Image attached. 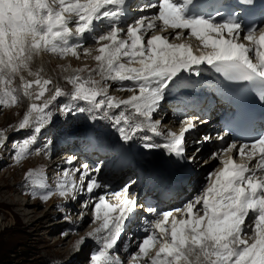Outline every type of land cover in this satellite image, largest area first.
I'll return each instance as SVG.
<instances>
[{
    "label": "snow or ice",
    "instance_id": "obj_1",
    "mask_svg": "<svg viewBox=\"0 0 264 264\" xmlns=\"http://www.w3.org/2000/svg\"><path fill=\"white\" fill-rule=\"evenodd\" d=\"M236 3L245 11L257 9L256 0ZM141 11L150 14L127 23L126 0H0V106H15L20 95L40 102L30 103L18 124L19 130H29L33 135L15 146L13 159L17 163L29 154L34 134L41 133L52 120L49 107L66 95L56 87L46 97L53 82L41 76L42 70H32L33 60L41 53L79 59L81 49L85 56H92L93 49L83 46L89 39L97 45V54L92 56L97 67L73 69L75 74L67 78L73 103L61 111L88 112L92 120L113 121L124 143L145 129L153 136H163V143H145L144 147L162 148L176 162L191 164L197 160L200 148L191 155L187 150V134L197 124L187 119L178 133L164 134L153 114L170 85L183 80L182 73L199 75L200 66L206 64L224 81L247 82L264 101V28L242 24L234 11L225 15L218 6H205L199 0H155L144 4ZM259 12L264 21V7ZM191 39L200 47L194 50ZM85 71L87 77L79 75ZM23 73L33 79H26ZM17 77L20 86L14 87ZM108 81L133 94L119 100L108 95ZM75 102H84L87 107H77ZM121 107L129 111L110 114V110ZM236 119H244L243 114L238 113ZM227 136L224 132L215 139L223 144ZM202 139L208 142L212 137ZM4 140L0 131V144ZM210 160L219 167L208 173L200 192L181 207L163 212L147 207L155 218L144 219V235L133 241L136 251L127 264H264V131L250 142L221 147ZM87 167L83 166L81 181L88 176ZM39 175L29 170L26 178L37 184ZM68 176L65 171L57 185L60 196L80 190ZM102 187L106 186L91 178L86 192L91 195ZM130 189L131 183L125 184L120 191L105 192L90 200L92 222L97 226L77 242L78 248L88 239L97 245L90 264H123L114 253L119 251L138 208L143 207ZM51 194L40 198L46 201ZM124 251H129L128 245Z\"/></svg>",
    "mask_w": 264,
    "mask_h": 264
},
{
    "label": "rangeland",
    "instance_id": "obj_2",
    "mask_svg": "<svg viewBox=\"0 0 264 264\" xmlns=\"http://www.w3.org/2000/svg\"><path fill=\"white\" fill-rule=\"evenodd\" d=\"M91 41H88L87 45L85 43V47L93 49L92 55H96L97 53L94 49L97 45L94 41ZM80 51L81 54L79 59L72 56L69 59L67 57L61 59L54 54L41 53L37 56L38 63H33V60L31 68L33 71L42 70L41 76L52 80L53 83L50 86L51 90L46 93V97L51 96L56 87L61 88L62 91L66 93V95L58 98L49 107L48 110L52 112L53 116L50 123L45 127L51 124L56 129L57 133H60V135L66 134L64 139L67 137L78 139V137L80 138L84 136V131H89L92 126L96 125V122H98L105 125V127L107 126V128H101L102 130L106 132L109 131L102 139L98 138L101 135L94 132L96 140H98L96 141V145L101 148L105 145L104 141L107 137H109L111 141L115 140L114 137H119V133L113 125V121L103 119V122H101V119L99 118L92 120L91 114L88 112L80 113L74 110L73 113L66 114L61 111L63 106H71L73 103L71 102L72 85L67 82V78L75 74L73 69H81L85 68V66H87V68L97 67L96 61L89 59V56H85L82 49ZM24 74L26 79H33V77L28 76L27 73ZM79 75L87 77L88 72H81ZM93 78L100 80V77L95 74H93ZM110 82L112 81H108V83ZM13 86H20L19 77L16 78ZM110 89V84H108V95L116 97L118 100L126 99V97H128L127 94H120L118 89H111V91ZM31 101L32 100L29 101L27 97L20 95L19 102L15 106H0V131H3L4 134L6 132L13 131L18 120L23 117L25 112L28 110ZM32 102L40 103L39 101ZM75 104L77 107H87L84 102H75ZM120 111L127 113L129 110L121 107V109L110 110V114L118 115ZM165 114L167 122L166 125L170 129V123H174L175 121L171 118V111L169 107H166ZM99 115L100 114L97 113V116ZM154 120H157V118ZM86 121L87 123H91V126L87 125ZM109 126L111 129H109ZM173 126H175V129L178 127L177 123L171 125V127ZM44 129L41 133L34 134L36 139L34 143L29 146V154L19 163L13 159V154H8L7 150H0V264H60L62 262H66V264H90V255L97 249V245L91 239H88L86 243L78 248L77 242L81 239V237H86L87 233L97 226L92 222V216L89 214L91 213L92 204L88 206L87 210H84L86 208L84 207L86 203L81 206L80 202H75L78 206H74L73 210L69 208L70 206L63 208L58 205L59 203H62L66 197L60 198L57 191L50 189L51 182L46 185L45 183L40 182L42 180H38L39 183L43 185L40 186L38 185L39 183H32V179L30 181V178H27V180L23 179L25 176L24 174L33 164L35 165L40 163L41 165L47 166L45 171L50 175L49 180L54 181V183H59L63 177V173L66 170L69 171V169H71L72 163L69 164L67 161L70 157H72L71 155L73 152H77L73 149V144L66 148L62 141L59 146L60 148L63 146L65 150L60 149L59 151L58 149L57 151V149H55V144L53 143H57L54 141L55 138H51L49 136L46 138L43 136L42 133L44 132ZM166 131L167 130H165L164 134L167 133ZM143 133V131H140L136 134V136H146H141ZM6 136L7 135L5 134V137ZM31 136L32 135L28 130L23 133V136L20 137L19 140L23 142L25 139H30ZM196 136V140L193 139L188 142L187 146L192 147L188 155L200 146V144H196L197 140L202 142L201 137L203 138V136L201 131H198ZM153 137L156 138V136ZM149 141L151 142L152 138ZM118 142H121V140L119 139ZM157 142L158 141H156V143ZM75 143L77 142L75 141L74 144ZM16 145L17 143H14L13 146ZM10 146L11 144H7V148H10ZM209 147L212 148L204 150L205 157L204 155L201 157H204L205 159L210 158L213 151H217L216 148H213L214 146L210 145ZM54 151H56V153ZM84 151H82V155L86 158ZM53 154L55 155L53 156ZM68 155L69 158H67ZM77 157L78 156H76L75 160L72 159V161L75 162ZM105 161L107 160L102 158L100 160V164H103ZM97 162L98 160L95 158L93 164L91 165V172L96 168ZM213 163L214 164L211 163V166H207L206 169L208 170H205L207 175L215 169L214 165L216 162ZM205 165L207 164H204V160L199 158V162L196 166L201 168ZM67 166L70 168H67ZM210 167L212 170H210ZM33 170L37 172V168ZM96 173H98V171ZM77 174H75L76 177ZM199 174L202 175L203 172L198 173V175ZM202 179L204 181L201 186H203L206 182L205 178ZM79 182L80 181L78 179V181H75L74 183H77L76 185L81 187L82 182ZM106 184H108V182ZM49 192L52 194L48 200L45 201L40 198L41 195ZM80 195H84L82 189H80V193L77 195L74 193L73 196L78 198ZM99 195L101 194L99 193L98 196ZM193 195L194 194H191V196ZM65 203L67 204V200H65L63 204ZM62 213L66 215L65 218ZM79 222L80 227L76 230L73 229L71 224H78ZM137 222L139 223V226L143 223L140 219ZM139 226H136L137 229ZM60 235H62V237H60ZM89 243L94 245H90ZM135 251L136 250H132V248H130L127 252L125 251L127 253V257L121 255L119 252H115L114 255H119L123 264H127L130 255Z\"/></svg>",
    "mask_w": 264,
    "mask_h": 264
},
{
    "label": "bare ground",
    "instance_id": "obj_3",
    "mask_svg": "<svg viewBox=\"0 0 264 264\" xmlns=\"http://www.w3.org/2000/svg\"><path fill=\"white\" fill-rule=\"evenodd\" d=\"M141 15H144V14H138V16L140 17ZM88 41H91V39H89V40H86L85 42H84V44H83V46L85 47V43H86V45L88 44ZM178 42V41H177ZM191 44H192V47H194L196 44L197 45H199V42L198 41H196L195 39H191L190 41H189ZM199 47V46H198ZM95 55V54H94ZM94 55H92V56H94ZM92 56H89V59H92ZM71 56L69 55V56H67V58L69 59ZM36 59V60H35ZM34 59V62L33 63H36L37 62V57ZM43 61V60H42ZM38 63V62H37ZM39 63H41V62H39ZM44 63V62H43ZM40 65V64H39ZM40 68V67H39ZM182 74H185V73H182ZM181 74V75H182ZM23 75L25 76V74L23 73ZM202 77H204V78H208L209 79V77H208V74H207V72H205V71H202V70H200V72H199V75H196L195 74V72H193V73H191V74H189L188 75V79L190 80V81H193V82H200V81H202L203 79H202ZM108 83V82H107ZM108 84H110V88L111 89H118L119 91H120V94H124V95H128V97L130 96V95H132L133 93H131V92H128L127 90H121V86L118 84V83H114V82H110V83H108ZM125 84H127V82H125ZM203 87H210L211 86V84H209V83H205V81H203ZM186 86H188V87H192L193 85L191 84V83H189V84H184V86L183 87H186ZM111 89H110V91H111ZM124 92V93H123ZM179 93V91L176 89V88H168L167 90H166V92H165V97H164V99L160 102V105H159V108H158V110L156 111V113H154L153 114V120L155 119V118H157V120H159L160 121V124H159V131H161L162 133H164L165 132V130H167L166 132H168V131H173V132H177V130L175 129V126H173V127H171V125L173 124H175L176 122H174V123H170V125H169V127H170V129L167 127V125H166V114H165V111H166V107H168V105L170 104V99L172 98L174 101L173 102H176L177 104H178V100H177V94ZM128 97H126V99L128 98ZM31 103H32V101H31ZM178 109H181L180 107L178 108ZM176 110L177 112H179L180 110ZM174 118H180V119H182L181 117H180V115L179 114H175V116H174ZM23 119V118H22ZM101 122H103V119H101L100 120ZM196 122H198V121H196ZM64 123V122H63ZM199 124H200V122H198ZM198 123H196L197 124V126L199 125ZM19 124V123H18ZM18 124H17V126H16V128H15V131H18L19 129H18ZM107 124V123H106ZM65 127V126H64ZM167 127V128H166ZM60 128V127H59ZM101 128H107V126L105 127V125H103V124H100V123H98V122H96V125H93V127L89 130V131H84L83 132V134H84V136L83 135H81V136H83V137H78V139H76V142L77 143H75L74 144V142L75 141H73V139L72 138H70V137H67V138H65L64 139V137H65V135L66 134H61L60 135V133H57V131H56V129L53 127V126H47L45 129H44V131H45V133H47L48 135H49V137H51V138H55V141L57 142V144H58V146L62 143V141H63V144H65V147L67 148L68 147V144H73V149H75V151H77L78 152V154H79V156L77 157V160H80L81 161V163H84V165H86V163L85 162H83L82 161V159L83 160H85V157L82 155L83 153H82V151H84V153L86 154L87 153V155L91 152V155L94 153V152H96L97 151V149L99 150H101V151H103V153H109V152H111V151H116V155L118 156V158H119V162L121 161V159H123V160H127V162H131V164L133 165V167H136L137 165L138 166H140L141 167V172H139L138 173V177L139 178H142V181H143V178H145L146 180H145V182L146 181H148L150 178H151V176L150 175H148L147 173H146V168L147 167H160V168H166V166H169L171 169H168L169 171L171 170H173L172 169V166H173V164H174V160L173 159H171V157H169L168 156V154L162 149V148H156V149H152V150H148V149H146L145 147H144V144L145 143H156V141H158L157 142V144H161V143H163L164 142V137L163 136H160V137H156V138H154L152 135V133H150L147 129H145V130H143V134H141V136L142 135H146V136H149V137H151L152 138V141L150 142L149 140L148 141H146L145 139H144V137H139V135L138 136H135L134 137V139L132 140V141H130L129 143H124V142H118V140L120 139V137H114V141H111L110 140V138L109 137H107L106 138V140L104 141L105 142V145L104 146H102L101 148L100 147H98V145H96L97 143H96V141H98V140H96V136H95V133L94 132H97V134H99V135H101V139L104 137V135L105 134H107L109 131H104V130H102ZM62 129V128H61ZM109 129H111L110 128V126H109ZM199 131H201V133H202V136L204 137L205 135H208V136H214V135H212V133H210V132H208V131H204V130H199ZM198 134V131H196L195 132V135H197ZM151 135V136H150ZM98 137V138H99ZM136 137H138V138H136ZM213 138V137H212ZM214 139L215 138H213V139H211L210 141V143H213V141H214ZM100 141V140H99ZM188 141V140H187ZM54 143V142H53ZM204 144V143H203ZM213 145H215V144H212V146ZM217 145H218V148H221V143L219 142V143H217ZM83 146V147H82ZM210 145H208L207 147H206V149H210V148H212V147H209ZM192 148V147H191ZM214 148V147H213ZM215 148H216V146H215ZM205 149V150H206ZM93 150H96V151H93ZM53 151V150H52ZM90 151V152H89ZM162 151H164V152H162ZM71 152H73V151H71ZM139 152H141V153H147V156L145 157V159H143L141 156H140V154H139ZM74 153V152H73ZM76 153V152H75ZM71 154V153H70ZM201 154V153H200ZM199 154V155H200ZM135 155V156H134ZM204 155V157H205V154H204V151H202V154H201V156H203ZM72 156V155H71ZM81 156V157H80ZM107 156H109V157H112V154H110V155H107ZM120 156H121V158H120ZM67 158H69V155H68V157ZM76 158V157H75ZM103 158V157H102ZM199 158V156H197V159ZM70 159V158H69ZM92 161V160H91ZM99 162H100V159L98 160ZM204 161H205V158H204ZM55 162V161H54ZM64 162V161H63ZM74 162V161H73ZM90 162V161H89ZM94 162V161H93ZM122 163V162H121ZM117 164L116 165V168L117 169H121V166H122V164ZM135 163H137V164H135ZM59 164V163H58ZM62 164V163H61ZM93 164V163H92ZM91 163H90V165H92ZM100 164V163H99ZM158 164V165H157ZM212 164H214L213 162H212ZM211 164V165H212ZM68 165V164H67ZM101 165H105L102 169H99V171H98V176H96L95 178L98 180V182L99 183H101L102 185H105L107 182H108V184H109V182L113 179V178H115V175H112L111 173H110V171H105L106 170V168H107V166H111L112 165V162H111V159L109 158L108 160H107V162L106 163H104V164H101ZM211 165H209V166H211ZM57 166V165H56ZM62 166V165H61ZM72 166H73V164H72ZM114 166V165H113ZM185 166H186V168L187 169H189V171L191 172V173H193L195 170L194 169H196V168H198V166H196V164L193 162L192 164H190V163H187V162H185ZM217 167H219V166H217ZM66 168V167H65ZM67 168H70V167H68L67 166ZM89 168V170H90V172H91V169H92V166L91 167H88ZM216 168V167H215ZM166 170V169H165ZM208 170V169H207ZM67 171V170H66ZM85 170H83L82 172H84ZM63 172H64V170H63ZM69 176H68V180L69 181H71V182H75V181H78V179H79V183H81L82 181L80 180V176H78L77 175V177H76V175H75V173H73V171H71V169H69ZM79 172H81V170H79ZM78 172V173H79ZM97 172V171H96ZM95 172V173H96ZM167 172V171H166ZM212 172V171H211ZM71 173V174H70ZM102 173V174H101ZM204 173V172H203ZM75 176V177H74ZM165 179V177H163L161 174H159V169L157 170V175H156V178L155 179H153V180H151V183H153L154 181H156V182H158V181H163ZM203 179L202 180H197V179H195L194 181H193V184H192V186H191V190L190 191H188L187 193H186V195H185V199H186V197H189V198H191L192 196H191V194H194L195 192H200V190H201V188H202V186H201V184L203 183ZM87 182V181H86ZM77 184V183H76ZM104 187H102L101 189H97L96 191H95V196H96V198H98V194L100 193V194H104ZM140 189V187L139 188H137V189H135V192L136 191H138ZM199 190V191H198ZM71 193V192H70ZM78 193H80V190H78V191H76L75 192V195H77ZM139 193H136V195H138ZM73 195H74V193H73ZM93 195V196H94ZM84 196H86V194L84 193ZM152 202H155V201H153L152 200ZM66 204V203H65ZM152 207H153V205H151ZM156 206H157V204H156ZM147 207V205H143V207H141V211H143V208L145 209ZM86 209V208H85ZM147 209V208H146ZM170 209H172V205L170 204V203H167L166 205H165V210H170ZM139 210V209H138ZM160 211V210H159ZM155 217L153 216V215H151V214H149L148 213V215H147V218L146 219H149V220H151V219H154ZM138 221V220H137ZM96 225V224H95ZM136 226H139V223L137 222L136 223V225L134 224V226L133 227H131V229H134V234H133V240L134 241H138V240H140V239H142V237H143V235H144V233H143V231H142V226H143V223H141V225L139 226V228L137 229V227ZM130 227L126 230V232L124 233V235H123V237H125L126 235H127V233H128V238L130 237V233H132L131 231H130ZM140 227H141V229H140ZM140 229V230H139ZM122 237V238H123ZM128 248H131L130 246H128ZM124 250V247L122 248V249H120L118 252L119 253H121V255H123V256H125V257H127V253L125 252V251H123Z\"/></svg>",
    "mask_w": 264,
    "mask_h": 264
}]
</instances>
